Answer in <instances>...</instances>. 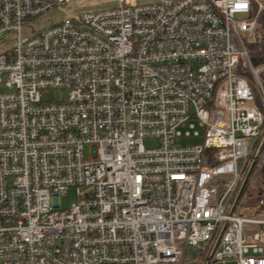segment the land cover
I'll list each match as a JSON object with an SVG mask.
<instances>
[{"label": "built area", "instance_id": "1", "mask_svg": "<svg viewBox=\"0 0 264 264\" xmlns=\"http://www.w3.org/2000/svg\"><path fill=\"white\" fill-rule=\"evenodd\" d=\"M66 1L0 0V37L18 31L0 54V264H264V216L228 202L264 123L247 46L263 3L117 0L21 35Z\"/></svg>", "mask_w": 264, "mask_h": 264}, {"label": "rangeland", "instance_id": "2", "mask_svg": "<svg viewBox=\"0 0 264 264\" xmlns=\"http://www.w3.org/2000/svg\"><path fill=\"white\" fill-rule=\"evenodd\" d=\"M130 3L143 4L148 2L149 0H127ZM261 1V0H260ZM117 5V0H68L64 3H61L59 6H55L52 9H49L37 16L29 18L22 26H21V35L22 36H30L34 35L38 32H41L54 24H57L67 17L71 15L78 14L82 11L87 10H96V9H108L115 7ZM250 12L249 14H238L236 15L239 19H249L254 17L255 13ZM18 36V31L12 30L5 33L0 37V54L3 52H7L11 50L15 45L16 38ZM248 77V76H247ZM4 78V77H3ZM2 90L4 89L1 87ZM41 100L42 101H60L62 99H66L68 97V89L61 87H46L41 90ZM256 102L260 107L262 113L264 114V108L260 103L257 95ZM262 137L264 136V123L262 126ZM260 137H247L246 142L249 148L248 155L243 159L239 160L238 167L241 172L247 170L248 165L253 160L255 156L256 162L252 166L251 173L248 179V182L244 186V189L240 193L239 197L236 199L238 187L240 185V181L236 189L229 196L228 202L230 205L234 203V208L232 212L234 214L239 215H254V216H262L263 210L258 214H253L257 209V206H260L264 202V183H261L262 176L264 175V149L261 150L259 155H255L257 147L260 143ZM201 138L195 137H179L176 140L177 145H188L195 142H200ZM159 144L158 139L147 138L144 139V145L146 147H154ZM260 158V159H258ZM76 201L75 188L71 187L67 190V193L61 197V207L69 208L72 203ZM261 201V202H260ZM189 253L193 251L191 247L188 248ZM213 263V259L210 261ZM220 264V263H214ZM225 264H234L233 262H227Z\"/></svg>", "mask_w": 264, "mask_h": 264}, {"label": "trees", "instance_id": "3", "mask_svg": "<svg viewBox=\"0 0 264 264\" xmlns=\"http://www.w3.org/2000/svg\"><path fill=\"white\" fill-rule=\"evenodd\" d=\"M261 2L264 5V0H261ZM255 7H256V5H255V3H253L252 9L254 10V12H255ZM247 46H248L249 55H250V59L252 61V64L254 66L264 65V10H261L257 15L256 26H255V29H254L252 36L247 40ZM260 138H261L260 142L263 141L262 145H261V150H263L264 149V136L262 137V135H261ZM256 158H257V156H255L253 158V160L250 162L245 173L241 172L242 176H241V180H240V185L238 187L236 199H237V197H239L240 193L244 189V186L248 182V179H249V176L251 173V169H252V166L256 162ZM258 159H260V158H258ZM263 167H264V165H263ZM261 183H264V175L262 176ZM261 203L262 204L260 206H257V209L254 211L253 214H258L262 210H263L262 212L264 214V202H261ZM252 216H254V215H252ZM262 216H264V215H262Z\"/></svg>", "mask_w": 264, "mask_h": 264}]
</instances>
